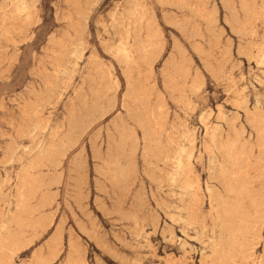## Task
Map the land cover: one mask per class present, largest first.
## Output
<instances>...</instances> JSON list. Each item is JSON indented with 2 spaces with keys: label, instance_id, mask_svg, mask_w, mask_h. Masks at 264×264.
I'll return each instance as SVG.
<instances>
[{
  "label": "rangeland",
  "instance_id": "obj_1",
  "mask_svg": "<svg viewBox=\"0 0 264 264\" xmlns=\"http://www.w3.org/2000/svg\"><path fill=\"white\" fill-rule=\"evenodd\" d=\"M249 1L260 15L254 36L242 38L221 0H0V237L21 170L49 146L57 164L39 170L54 179L42 212L52 221L37 238L24 235L9 264L46 256L57 228L52 264L77 255L86 264H211L208 240L225 196L218 178L233 170L248 191L264 183V154L243 164L228 155L249 131L235 141L226 124L245 125L243 105L264 109V8ZM232 5L241 16L239 1ZM122 47L130 60L120 59ZM256 255L258 264L264 244Z\"/></svg>",
  "mask_w": 264,
  "mask_h": 264
},
{
  "label": "bare ground",
  "instance_id": "obj_2",
  "mask_svg": "<svg viewBox=\"0 0 264 264\" xmlns=\"http://www.w3.org/2000/svg\"><path fill=\"white\" fill-rule=\"evenodd\" d=\"M182 1V0H181ZM245 0L242 1V3ZM261 1V0H260ZM226 2V1H225ZM230 2V1H228ZM262 2V1H261ZM232 3V2H231ZM22 4V3H21ZM227 4V2H226ZM229 4V3H228ZM240 5V3H239ZM5 6V5H4ZM179 6V5H178ZM223 6V5H222ZM226 6V5H225ZM232 6V5H229ZM242 6V5H241ZM240 6V7H241ZM18 8V7H17ZM202 8V7H201ZM227 8V6H226ZM231 8V7H230ZM229 8V12L232 10ZM249 8V7H248ZM247 8V10H248ZM264 8V6H262ZM3 9V8H2ZM246 9V8H244ZM251 9V16L248 18V21L244 22L245 32H248L249 35L253 33L254 36V27L253 22L256 20L257 15H260L254 12L255 8ZM14 10V8H13ZM12 10V11H13ZM228 10V9H227ZM234 10V9H233ZM243 11V10H241ZM249 11V10H248ZM245 12V11H244ZM15 13V12H13ZM234 13V12H233ZM242 13V12H241ZM247 13V12H246ZM243 15V14H242ZM245 15V14H244ZM248 15V14H247ZM232 16V15H230ZM235 16V15H234ZM8 17V16H7ZM247 17V16H246ZM232 18V17H231ZM234 18V17H233ZM264 18V17H262ZM243 19V18H242ZM2 20V19H1ZM240 21V20H239ZM235 24V21H232ZM231 23V22H230ZM238 23V22H237ZM21 25V24H20ZM236 26V25H234ZM239 26V24L237 25ZM233 28V27H232ZM240 29V27H239ZM20 30V29H19ZM236 31V30H235ZM239 31V30H238ZM6 32V31H5ZM237 33V31H236ZM6 34V33H5ZM264 34V33H262ZM241 36V35H240ZM256 36V35H255ZM244 37V36H243ZM247 37V36H246ZM245 38V37H244ZM73 41V40H72ZM71 41V42H72ZM76 41V40H75ZM79 42V41H78ZM264 42V41H262ZM77 43V42H76ZM61 44V43H60ZM72 45V43H71ZM75 46V44L73 43ZM120 45V44H119ZM54 46V45H53ZM122 46V45H121ZM58 47V46H57ZM62 47V45H61ZM59 46V48H61ZM76 47V46H75ZM75 47L72 48L75 51ZM148 45L141 46L140 50L145 51ZM64 48V47H63ZM67 49V47H66ZM56 50V49H55ZM68 51H70L68 46ZM53 51V50H51ZM57 51V50H56ZM59 51V50H58ZM120 52V59L124 61L130 60V52L127 48H123ZM54 52V51H53ZM51 54H54V53ZM62 52V51H61ZM66 52V51H65ZM250 52V51H249ZM50 53V52H49ZM71 53V52H70ZM63 54V53H62ZM61 54V55H62ZM118 54V52H117ZM199 54V53H198ZM56 55V54H55ZM58 55V54H57ZM56 55V56H57ZM68 55V54H66ZM64 55V56H66ZM119 55V54H118ZM59 56V55H58ZM63 56V55H62ZM63 56V57H64ZM264 58V55L261 56ZM67 59V58H65ZM59 61V60H58ZM64 61V60H62ZM61 61V62H62ZM123 61V62H124ZM48 62H51V60ZM60 62V63H61ZM122 62V63H123ZM54 63V61H53ZM58 64V63H57ZM125 64V62H124ZM238 65V64H237ZM47 66V65H46ZM49 66V65H48ZM58 66V65H57ZM44 70H46L44 68ZM59 72V71H58ZM64 72V71H63ZM60 74V73H58ZM57 74V75H58ZM98 75V74H97ZM102 75V74H100ZM99 75V77H100ZM187 75V74H186ZM107 76V75H106ZM185 76V75H184ZM102 77V76H101ZM109 77V76H108ZM107 77V78H108ZM103 78L102 79L103 82ZM106 78V77H105ZM104 78V79H105ZM98 79V80H99ZM106 81V80H105ZM59 82V81H58ZM100 82V81H99ZM101 82V83H102ZM53 83V82H52ZM32 89V88H31ZM47 89V88H46ZM133 95L137 99L139 97L138 89L131 87ZM34 92V91H33ZM32 92V94H33ZM48 92H51L50 90ZM130 92V91H129ZM129 95H131V93ZM36 93V92H35ZM39 93V91H38ZM52 93V92H51ZM28 94V93H27ZM41 94V93H40ZM46 94V92H45ZM34 95V94H33ZM37 96V94H35ZM43 95V94H42ZM53 95V94H52ZM30 96V95H29ZM38 97V96H37ZM49 97V96H48ZM41 98V97H40ZM52 98V97H51ZM145 98V97H144ZM29 100V99H28ZM42 100V99H41ZM44 100V99H43ZM46 100V99H45ZM134 100V98H133ZM140 100V99H139ZM49 101V99H48ZM142 101V100H141ZM145 101V100H143ZM29 102V101H28ZM147 102V101H146ZM36 103V102H35ZM137 103V102H136ZM145 104V103H144ZM44 106V105H43ZM143 106V105H142ZM148 107V105H147ZM155 108V107H154ZM149 109V108H148ZM153 109V108H152ZM242 110V117L245 118V125H237L238 118L233 119L231 122H228L227 133L234 138V140H239L245 133V130L249 131V140L242 145L241 149L237 148V142H234L229 149V156L233 158L232 164H243L248 155L257 150V152L264 154V109L261 108V105L256 102L253 107L247 108L243 105L240 107ZM145 110V109H144ZM139 111V110H138ZM137 111V112H138ZM150 111V110H149ZM156 110H153V112ZM28 112V111H27ZM41 112V111H40ZM126 113V112H125ZM138 114V113H136ZM150 114V113H149ZM83 115V114H82ZM133 115V114H132ZM146 115V114H145ZM80 116V115H79ZM87 116V115H86ZM151 116V115H150ZM149 116V117H150ZM36 117V116H35ZM131 117V116H130ZM139 117V115H138ZM154 117V116H153ZM159 115L157 114V118ZM31 118V117H30ZM85 118V117H84ZM132 118V117H131ZM144 118V117H143ZM156 118V117H155ZM154 118V119H155ZM27 120V119H26ZM71 120V119H70ZM88 120V119H87ZM161 120V118L159 119ZM158 120V122H159ZM218 120V119H217ZM220 120V119H219ZM30 121V119H29ZM72 121V120H71ZM148 121V120H147ZM207 121V120H206ZM222 121V120H221ZM34 123L36 122L33 121ZM42 122V121H41ZM157 122V120H156ZM220 122V121H219ZM24 122L22 121V124ZM70 125L71 123L68 122ZM154 123V122H153ZM152 123V125H153ZM33 124V123H32ZM41 124V123H40ZM137 124V123H136ZM146 124V123H145ZM159 124V123H156ZM125 124H122V126ZM138 125V124H137ZM151 125V123H150ZM151 125V126H152ZM26 126V124H25ZM80 126V125H79ZM143 126V125H142ZM147 126V124H146ZM32 127V126H30ZM68 127H70L68 125ZM74 127V126H72ZM85 127V126H84ZM136 127V126H135ZM138 127V126H137ZM149 127V125H148ZM43 128V127H42ZM152 128V127H151ZM183 128V127H182ZM31 129V128H30ZM34 129V128H33ZM74 129V128H73ZM76 129V128H75ZM123 129V127H122ZM127 129V128H126ZM72 130V129H71ZM77 130V129H76ZM121 130V129H120ZM124 130V129H123ZM147 130V129H146ZM220 130V129H219ZM219 130L214 128L212 134H218ZM25 131V130H23ZM125 131V130H124ZM128 131V130H127ZM142 131V130H141ZM150 131V128H149ZM152 131V130H151ZM221 131V130H220ZM30 132V131H29ZM32 132V131H31ZM131 132V131H130ZM145 132V131H144ZM178 132V131H177ZM25 136L27 135L26 132ZM125 132H123L124 134ZM127 133V132H126ZM129 133V132H128ZM127 133V134H128ZM148 134V131L146 132ZM145 133V135H146ZM120 134V133H119ZM131 134V133H130ZM151 134V133H149ZM29 135V133H28ZM153 135V134H152ZM119 136V135H118ZM121 136V135H120ZM128 136V135H127ZM148 136V135H147ZM124 137V136H122ZM132 137V136H131ZM150 137V136H149ZM219 138V136H217ZM216 137V139H217ZM226 137V136H225ZM224 137V138H225ZM121 138V137H120ZM128 138V137H127ZM130 138V135H129ZM146 138V136L144 137ZM248 138V137H247ZM134 139V138H133ZM150 139V138H149ZM158 139V138H157ZM156 140V138H155ZM175 140V139H174ZM220 140V139H219ZM226 140V139H225ZM251 140H254L251 142ZM122 141L123 138H122ZM152 141V140H151ZM151 141L148 144H151ZM157 141V140H156ZM217 141V140H216ZM121 142V141H120ZM74 143V142H73ZM217 143V142H216ZM219 143V142H218ZM116 144V143H115ZM114 144V145H115ZM160 144V142L158 143ZM231 144V143H230ZM70 145V144H69ZM122 145V144H121ZM162 145V144H161ZM168 145V144H167ZM170 145V143H169ZM219 145V144H218ZM216 145V146H218ZM62 146V145H61ZM118 146V145H117ZM126 146V144H124ZM147 146V145H146ZM145 146V147H146ZM215 146V147H216ZM57 147V146H56ZM65 147V146H64ZM113 147V146H112ZM116 147V146H115ZM123 147V146H121ZM170 147V146H169ZM219 147V146H218ZM63 148V147H61ZM68 148V147H67ZM117 148V147H116ZM115 148V150H116ZM119 148V147H118ZM149 148V147H148ZM160 148L163 149V146ZM159 148V149H160ZM165 148V146H164ZM171 148V147H170ZM64 149V148H63ZM66 149V148H65ZM153 150L156 148H152ZM160 149V150H162ZM23 150V149H22ZM25 150V149H24ZM120 150V148H119ZM124 150V149H123ZM152 150V151H153ZM158 150V149H157ZM159 150V151H160ZM117 151V150H116ZM151 151V150H150ZM165 151V150H164ZM60 152V151H59ZM148 152V151H147ZM157 152V151H156ZM161 152V151H160ZM56 153L55 149L49 146L44 153H38L32 163L29 166H26L21 170V173L17 179V188L15 192V212L8 219L7 225L2 226L3 236L0 237V264H9L10 259L15 257L19 251L26 245L24 241V235L30 234L28 240L32 238H37V233L44 231L47 226L50 225L52 221V214H42L44 209L51 205L53 198L50 193L47 191L49 186L52 185V180L46 179L47 176L40 173L39 170L42 167L49 165L50 167H55L57 164L51 161L50 157ZM111 153V152H110ZM122 153V152H121ZM14 154V153H13ZM63 154V151H62ZM66 154V153H65ZM108 154V153H107ZM148 154V153H146ZM165 154V152H164ZM169 154V153H168ZM12 155V154H11ZM59 155V154H58ZM61 155V154H60ZM113 155V154H112ZM120 155V154H119ZM118 155V156H119ZM150 155H153L151 153ZM160 155V154H159ZM163 155V154H162ZM167 155V154H166ZM223 155V154H220ZM226 155V153H225ZM106 156V155H104ZM111 156V155H110ZM124 156V154H123ZM129 156V155H128ZM156 156V154H155ZM155 156H152L153 158ZM170 156V155H169ZM59 157V156H58ZM64 157V156H63ZM113 157H116L113 156ZM145 157V156H144ZM159 157V156H158ZM165 157V156H164ZM168 157V156H167ZM219 157V156H218ZM224 157V155H223ZM227 157V156H226ZM107 159V157H105ZM112 158V157H110ZM123 158V157H119ZM118 158V159H119ZM129 158V157H128ZM157 158V157H156ZM169 158V157H168ZM230 158V159H231ZM253 158V157H252ZM117 159V158H115ZM125 159V157H124ZM145 159V158H144ZM151 159V158H150ZM155 159V158H154ZM161 159V158H160ZM225 159V158H224ZM227 159V158H226ZM159 160V159H158ZM251 160V159H249ZM108 161V160H107ZM111 161V160H110ZM109 161V162H110ZM122 161V160H120ZM126 161V160H125ZM131 161V160H130ZM146 161V160H145ZM182 161V160H181ZM220 161V160H219ZM253 161V159H252ZM108 162V164H109ZM159 162V161H158ZM162 162V161H161ZM221 162V161H220ZM229 162V161H228ZM118 163V162H115ZM121 163V162H120ZM131 163V162H130ZM160 163V162H159ZM165 163V162H164ZM163 163V164H164ZM223 163V162H222ZM227 163V161H226ZM224 163V164H226ZM231 163V162H230ZM47 164V165H46ZM114 164V163H112ZM125 164V163H124ZM127 164V162H126ZM129 164V161H128ZM162 164V165H163ZM166 164V163H165ZM174 164V163H173ZM215 164V162H214ZM106 165V163H105ZM131 165V164H129ZM189 166V165H187ZM230 166V165H229ZM251 166V165H250ZM254 166V165H253ZM113 167V166H112ZM126 167V166H125ZM184 167V166H183ZM106 168V167H105ZM130 168V167H129ZM215 168V167H214ZM218 168V167H217ZM231 168V167H230ZM111 170V168H109ZM117 169V168H116ZM244 169V168H243ZM242 169V170H243ZM246 169V168H245ZM254 169V168H252ZM251 169V170H252ZM107 170V169H106ZM127 170V169H126ZM241 170V171H242ZM259 170V169H258ZM113 170H111L112 172ZM125 171V170H124ZM131 171V170H130ZM163 171V170H162ZM223 171V170H222ZM250 171V169L248 170ZM182 172V171H181ZM247 172V171H246ZM108 173V172H107ZM118 173V172H117ZM121 173V172H119ZM118 173V174H119ZM127 174V171L125 172ZM123 173V174H125ZM217 173V170L215 174ZM257 173V172H256ZM183 174V173H182ZM117 175V174H116ZM129 175V174H127ZM166 175V173H165ZM186 175V173H185ZM115 176V173H114ZM118 176V175H117ZM123 176V175H122ZM150 176V175H149ZM148 176V177H149ZM154 176V175H153ZM130 177V175H129ZM235 177V172L229 170L220 175L218 181L225 187V196L219 198L217 203V222L215 224V232L209 238L208 250L211 255V264H257V255L256 248L260 244H264V235H262V227H264V183H261L258 187H255L252 191H248L244 183L238 181ZM242 177V176H241ZM111 178V177H110ZM153 178V177H152ZM158 178V177H157ZM156 178V179H157ZM116 179V178H115ZM119 179V178H118ZM125 179V178H122ZM189 179V178H188ZM114 180V179H112ZM117 180V179H116ZM126 180V179H125ZM122 181V180H120ZM126 182V181H124ZM179 182V180H178ZM115 183V182H114ZM123 183V182H122ZM189 183V182H188ZM79 184V183H78ZM113 184V183H112ZM126 184V183H125ZM178 184V183H177ZM127 185V184H126ZM125 185V186H126ZM79 186V185H77ZM114 186V185H113ZM131 186V185H130ZM122 187V186H121ZM120 187V188H121ZM217 187V186H216ZM119 188V187H118ZM117 188V189H118ZM179 188V186L177 187ZM113 189V188H112ZM259 189V191H258ZM121 190V189H120ZM116 191V190H115ZM122 191V190H121ZM126 191V190H124ZM123 192V191H122ZM129 192V189L128 191ZM126 193V192H123ZM118 194V192H117ZM122 194V193H121ZM124 195V194H123ZM189 195V194H188ZM115 196V195H114ZM120 196V195H119ZM216 196V195H215ZM125 197V196H124ZM120 198V197H116ZM115 198V199H116ZM188 199V198H187ZM119 200V199H117ZM120 201V200H119ZM140 203V202H139ZM185 204V203H184ZM145 205V204H144ZM116 211V210H114ZM183 211V210H181ZM120 212V211H119ZM184 212V211H183ZM121 213V212H120ZM122 214V213H121ZM131 215V214H130ZM122 217V216H121ZM132 217V215H131ZM180 218V217H179ZM133 219V217H132ZM135 219V218H134ZM157 221V220H156ZM183 221V220H181ZM188 222V221H187ZM15 226L19 229L16 233H11L9 226ZM191 225V224H190ZM202 231V230H201ZM202 233V232H201ZM59 229H56L55 235L50 241L47 247V255H34L32 257L31 264H52V262L58 257L59 254ZM71 242V241H70ZM70 243V247H71ZM73 250V248H72ZM79 250V249H78ZM74 252V251H73ZM78 253V252H77ZM79 254V253H78ZM67 264H86L84 258L81 255L70 256L68 257ZM258 264H264V258L258 262Z\"/></svg>",
  "mask_w": 264,
  "mask_h": 264
},
{
  "label": "crops",
  "instance_id": "obj_3",
  "mask_svg": "<svg viewBox=\"0 0 264 264\" xmlns=\"http://www.w3.org/2000/svg\"><path fill=\"white\" fill-rule=\"evenodd\" d=\"M227 2V4H226V2ZM228 1H230V2H228ZM239 1V3H240V5H239V8H240V11L241 10H243V11H241L242 13L241 14H243V15H241V16H238L236 13H235V9H234V7H233V5H232V0H221V3H222V5H223V8H226V6H227V8L226 9H228V11H230L229 10V8L232 10L231 12H229L230 13V15H232L231 17V27H233L232 29L235 31H237V34L240 36V37H242V38H244V37H248L249 36V33L248 32H245L244 30H245V26H244V22L246 21H248V18H250V16H249V14L248 13H246L247 12V10L246 9H244V8H256L254 5H253V3L252 2H250L249 0H245L243 3H242V1L243 0H238ZM262 1V2H261ZM260 2H261V6H264V0H261ZM229 3V4H228ZM226 5V6H225ZM229 5H232V6H229ZM242 5V6H241ZM241 6V7H240ZM262 8V7H261ZM234 9V10H233ZM245 11V12H244ZM234 12V13H233ZM245 14V15H244ZM248 14V15H247ZM235 15V16H234ZM247 16V17H246ZM234 17V18H233ZM243 18V19H242ZM240 20V21H239ZM232 21H235V24L232 22ZM238 22V23H237ZM239 24V26H237ZM234 25H236V26H234ZM239 27H240V29H239ZM239 30V31H238ZM235 31V32H236ZM244 36V37H243Z\"/></svg>",
  "mask_w": 264,
  "mask_h": 264
}]
</instances>
